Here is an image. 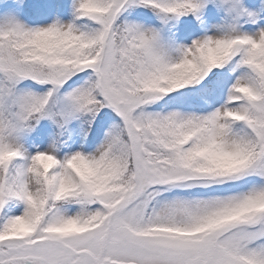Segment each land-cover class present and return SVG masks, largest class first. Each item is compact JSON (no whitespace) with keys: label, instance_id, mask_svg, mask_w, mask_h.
I'll return each mask as SVG.
<instances>
[{"label":"snow or ice","instance_id":"obj_1","mask_svg":"<svg viewBox=\"0 0 264 264\" xmlns=\"http://www.w3.org/2000/svg\"><path fill=\"white\" fill-rule=\"evenodd\" d=\"M0 264H264V0H0Z\"/></svg>","mask_w":264,"mask_h":264}]
</instances>
